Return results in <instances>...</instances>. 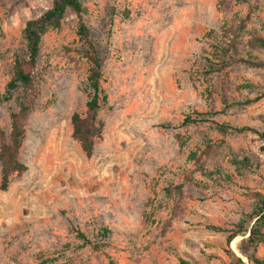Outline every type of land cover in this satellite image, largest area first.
<instances>
[{
  "label": "rangeland",
  "instance_id": "rangeland-1",
  "mask_svg": "<svg viewBox=\"0 0 264 264\" xmlns=\"http://www.w3.org/2000/svg\"><path fill=\"white\" fill-rule=\"evenodd\" d=\"M219 1L81 0L109 96L99 112L103 138L91 158L72 136L71 117L88 98L76 14L68 11L61 29L43 37L35 72L40 96L20 153L28 170L0 189V264H109L107 252L118 264H178L180 257L229 264L230 249L242 257L243 236L230 246L226 239L251 211V194H264V98L247 105L259 91L238 86L250 81L264 91V69L236 65L224 79L202 68L210 50L206 33L250 13L249 26L260 25L264 0H225L223 11ZM51 5L0 0V92L14 55H26V22ZM253 54L264 60V49ZM222 92L236 104L225 107ZM13 108L14 101L0 103V130L9 131ZM196 111L215 115L182 125ZM212 121L255 128L226 138L235 154L255 161L254 173L237 174L217 149L208 163L232 173L234 182L200 183L188 156L203 139L222 137ZM101 228L111 230L105 253L82 246L78 232L100 241ZM258 255L264 258V244Z\"/></svg>",
  "mask_w": 264,
  "mask_h": 264
},
{
  "label": "trees",
  "instance_id": "trees-1",
  "mask_svg": "<svg viewBox=\"0 0 264 264\" xmlns=\"http://www.w3.org/2000/svg\"><path fill=\"white\" fill-rule=\"evenodd\" d=\"M219 9L223 11L225 0L219 1ZM68 11H72L77 16L76 30L81 49L78 53L87 64V94L86 108L84 111L75 112L71 117L72 136L78 141L81 149L87 158H91L96 144L103 138L105 129L104 122L99 118V112L108 103V93L103 86L104 80V60L100 56L96 44L91 38L90 30L84 20L87 12L81 0H52V5L39 17L26 22L23 30V39L26 45V55L15 54L12 62L11 77L6 84L5 91L0 92V103L15 102V108L10 112L9 131L0 130V165L1 182L0 189L6 191L10 181L15 176L22 175L28 170V166L21 160L20 153L27 138V120L29 115L37 108V101L40 91L35 84V72L38 65V58L43 42V37L50 31L61 29ZM251 13L246 15L248 20ZM240 18L231 22L225 19L220 27L219 33L213 29L206 33L209 39L210 50H206L205 65L202 68L203 74L209 76L214 73H221L224 79H229L232 69L236 65H244L251 68L264 69V60L253 54V49H264V21L258 26H249L247 18ZM238 89L259 91L253 99H248L247 105L253 104L264 98V91H260L257 84L247 81L238 86ZM222 102L225 107L236 104L229 103L228 96L222 92ZM50 102L43 108L47 109ZM214 113L193 112L185 115L182 125H198L200 123L211 122L210 116ZM215 129L222 136L220 139L206 138L201 145L192 151L188 160L193 162L194 172L200 173V183L205 186V182H211L222 186L234 182V175L227 172L218 165H211L208 159L214 151L219 149L223 161L227 162L237 174L244 172L254 173L255 161L248 157H240L235 154L226 144V138L233 134H244L247 132L256 133L255 128L249 126H232L227 123L213 122ZM181 141L180 145H184ZM188 178V177H187ZM194 178L189 177L188 182ZM183 184L176 190L182 194ZM170 192V190L168 189ZM253 206L250 212H244L234 230L227 236L226 244L242 235L243 239L238 247L242 257H238L230 249L228 253L233 259L229 264H245L244 258L253 264H264V258L258 255V247L264 244V194L253 192L251 194ZM217 231H222L219 227H212ZM111 230L101 228L97 236L100 241L89 239L83 232H78L82 240V246H90L95 251L105 253V248L109 246ZM248 234V236H246ZM109 264H118L108 252L106 253ZM178 264H197L183 257L179 258Z\"/></svg>",
  "mask_w": 264,
  "mask_h": 264
}]
</instances>
